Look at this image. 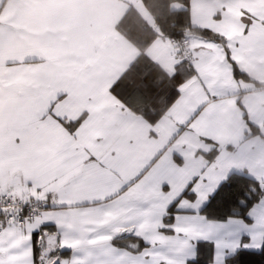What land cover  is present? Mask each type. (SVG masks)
Masks as SVG:
<instances>
[{
	"label": "snow or ice",
	"instance_id": "obj_1",
	"mask_svg": "<svg viewBox=\"0 0 264 264\" xmlns=\"http://www.w3.org/2000/svg\"><path fill=\"white\" fill-rule=\"evenodd\" d=\"M0 264H264V0H0Z\"/></svg>",
	"mask_w": 264,
	"mask_h": 264
}]
</instances>
